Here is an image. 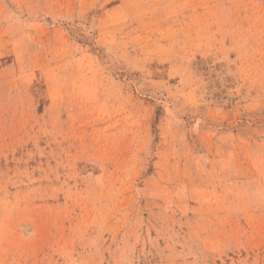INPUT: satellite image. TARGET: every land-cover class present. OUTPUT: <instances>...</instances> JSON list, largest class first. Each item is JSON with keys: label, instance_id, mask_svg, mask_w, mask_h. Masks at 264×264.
Wrapping results in <instances>:
<instances>
[{"label": "rangeland", "instance_id": "374dc122", "mask_svg": "<svg viewBox=\"0 0 264 264\" xmlns=\"http://www.w3.org/2000/svg\"><path fill=\"white\" fill-rule=\"evenodd\" d=\"M0 264H264V0H0Z\"/></svg>", "mask_w": 264, "mask_h": 264}]
</instances>
